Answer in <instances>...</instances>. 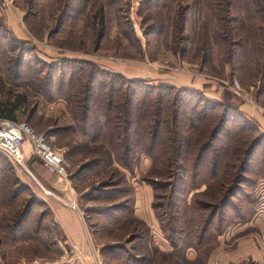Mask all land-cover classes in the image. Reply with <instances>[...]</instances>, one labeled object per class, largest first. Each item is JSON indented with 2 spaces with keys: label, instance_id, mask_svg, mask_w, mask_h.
I'll use <instances>...</instances> for the list:
<instances>
[{
  "label": "rangeland",
  "instance_id": "rangeland-1",
  "mask_svg": "<svg viewBox=\"0 0 264 264\" xmlns=\"http://www.w3.org/2000/svg\"><path fill=\"white\" fill-rule=\"evenodd\" d=\"M148 1L0 0V116L19 124H29L36 132L44 134L51 145L64 149V155L68 157L65 158L68 178H71L70 173L87 164L88 157L98 151L101 142L94 145L79 126L76 128L74 100L80 97L75 87L71 92L73 98L67 94L66 99L50 101L44 96L37 85L44 76L41 61L57 65L65 59V65L68 62L70 67L64 69L69 73L74 71L79 78L88 69L70 60H90L106 72L127 79L150 75L145 77L148 81L141 83L148 90L159 85H171L177 90L194 88V81L199 77L207 98H218L220 102L238 108L247 123L257 130L238 136L235 133L237 128L234 129L233 143H229L231 155L224 174L226 179L241 174L242 166L241 170L238 167L243 155L239 159L235 157L236 147H243L245 143L248 147L253 138L264 134L254 126L244 107L251 105L264 115V0H177L171 7L158 3L153 8ZM186 6L183 29L177 32L172 24L178 19L179 9ZM218 14L228 18L227 21L218 19ZM154 22L162 24L160 31L150 29ZM19 26H23L28 34L26 41L21 39L24 41L22 47L17 34ZM30 27L39 36L33 35V38ZM52 30L54 34L49 38ZM19 51H25L26 58L24 69L22 64L21 73L17 75L15 64ZM136 72H139L138 76ZM132 73L136 77L130 78ZM119 80L117 77L116 86ZM110 81V76H99L95 92L102 95ZM236 82L240 95L234 91ZM152 91L149 98L156 99L159 91ZM142 97L141 93L137 98L142 100ZM189 97L195 101L194 94L188 93ZM192 107L194 103L188 106L182 118L189 159L200 144L198 139L194 141L200 129L188 128ZM96 116L100 122L105 121L99 112ZM213 117L210 113L205 126L211 124ZM138 155L139 159L147 156L140 151ZM35 162L42 163L33 155L25 167L32 170ZM162 162L158 169H154L151 158L148 167L144 165L139 170L136 167L138 172H131L120 164L106 161L85 171L84 177L71 179L80 206L91 211L86 216L94 231L100 233L101 241L121 234L122 227L132 225L134 221L133 218L130 222L127 220L130 216L125 211L123 224L115 226L112 221L115 213L97 212L130 197L128 193L119 200L110 199L116 189L126 193L131 188L134 192L138 183L151 185L144 176L152 177L151 181L158 187V201L164 203L160 209L161 225L166 228L172 221L178 223L175 209L169 205V197L176 180L183 179L182 170L178 168L179 164L172 167ZM21 169L0 152V264H60L64 259L61 247L65 243L64 236L52 217L42 191L44 187ZM242 177L254 178L255 184L252 188L240 185V195L233 199L235 205L225 209L227 213L222 216L220 228L219 216L206 231L203 226L211 212L206 205L219 202L223 194L221 186L216 184L209 188L204 183L194 188L190 181L181 212L191 224L176 226L183 232L175 235L178 246L171 245L166 238L170 232L163 233L152 217L154 223L149 221L150 225L141 221L136 223L138 230L144 232V240L134 241L129 234L123 240L111 243L123 248L117 246L113 250L115 254H104L105 257L113 254L117 258V261L110 260L105 264H123L119 251H131L135 244L141 246L140 251H148L144 264H264V175L255 171V174L243 173ZM93 190L105 193L100 198L99 192ZM84 191L94 193L85 197ZM30 202L34 205L29 215L21 227H16L18 218Z\"/></svg>",
  "mask_w": 264,
  "mask_h": 264
},
{
  "label": "trees",
  "instance_id": "trees-1",
  "mask_svg": "<svg viewBox=\"0 0 264 264\" xmlns=\"http://www.w3.org/2000/svg\"><path fill=\"white\" fill-rule=\"evenodd\" d=\"M115 1L116 0H113V2ZM175 1L177 0H149L148 2L150 3V7L153 8L158 6V3L163 6L171 7ZM184 9L187 11V6L179 9L178 19L177 21L174 20V25L172 24V27L174 26L173 30L177 29V32L183 29L182 22H184L185 18V13H183ZM219 13H226V11ZM217 18L221 19L223 22H226L228 19L225 16H219V14ZM150 25V29H157L160 31L162 28V24L159 22H154ZM57 28L58 25L56 30ZM30 32L34 36H39L31 27ZM151 33L152 32H150V34ZM53 34L54 31L52 30L48 37H52ZM20 41L21 47L24 46V41L21 39ZM25 54V51H19V54L16 56L17 60L15 67L18 69L16 71L17 75L21 73L20 69H22V64L24 69ZM64 61L65 59H61V63L59 62L60 64L57 65L41 61L44 65V70L41 71V74H44V76L43 79L37 81V85L44 96L46 95L47 99L50 101L56 98H65L67 94L73 98L74 94L71 92L74 91L73 88L75 87L74 89L77 90V95L80 97L74 100L73 112L76 117V128L79 126V130L90 138L94 145L97 142H101L98 151L91 157H88L87 164L77 168L73 173H70L71 178L69 179L84 177L83 174L86 173L85 171L93 170L106 161L111 162L113 165L116 163L120 164L126 170L134 172L140 161L138 157L139 151L152 158L153 165L155 166L154 169H158L162 161V164L166 166L172 165V167H175V165L178 166L179 164L178 168L182 170V174L180 175H183V179L178 178L176 180L175 188L169 197V205L171 208L175 209L178 223L172 221L173 223L170 222L166 228L161 225L162 222L160 221L162 217L160 209L164 206V203L158 201L160 199L157 195L158 187L154 181H151L152 177L144 176V179L151 184L155 190V199L153 202L154 211L162 232H170V235L166 238L170 241L172 246H178L175 235H177V233L180 235L183 233L182 231H178L176 226H178V224H180V226L183 224H191L190 221L186 220L183 212H181L183 203L185 202V189L188 187L187 185H189L190 181L193 183L194 188L204 183H206L209 188L216 184L220 185L222 188L223 194H221L222 196L219 202L216 203L217 201H212L206 205V207L211 208L209 218L203 226L204 231H206L218 216L220 217L219 228L222 226V216L224 217V214L227 213L225 209L235 205L233 199L240 195L239 189L241 184L248 186V188L254 186V178H243V173L255 174L256 171V173L264 175V134L260 133L257 137L252 139L248 147L245 146L246 143L243 147H236L235 157L239 159V157L243 155V158H240V165L238 167L239 170H241L242 166L243 171L241 174L232 175V177H227V179L225 178L224 167L229 155H231L229 143L231 144L233 141L234 129L237 128L235 133L238 136L244 132H257V130L250 126L241 116L238 108L220 101L211 100L199 89L186 87L184 90H177L171 85H159L153 88L151 87L152 89L148 90L141 84L142 82L148 81L145 77L127 79L118 74L106 72L93 61L70 60L74 61V63L83 64V66H86L85 69H88L86 73H82L81 75L83 76L79 78L76 77L77 73L74 71L69 73L64 69V67L67 69L70 67L69 63L67 62L65 65ZM98 67L100 69H98ZM81 70L83 71L84 68ZM102 75L103 77L110 76L111 81L108 83L109 86L107 90L101 95L99 92H95V85L99 76L102 77ZM117 77L120 78V80L116 86ZM102 85H104V83ZM142 88H145L143 92L141 91ZM155 89L159 91L158 96L156 99H150L149 97L153 92L152 90ZM65 90H67V93H65ZM141 93L143 97L142 100H139L137 97ZM172 93H174V95H171ZM188 93L194 94V102L192 98L191 100L190 97L188 98ZM71 98L70 100L72 101ZM191 103H194V107L189 110L191 114H189L190 125H188V128L200 129L197 138L194 140L196 141L198 139L197 142L200 144H198V148L194 151V156L189 159L187 154V141L183 134V125L185 122L182 118L186 113L185 111H188V106ZM97 112L102 114L105 118L104 122H100L99 119L95 118L97 117ZM210 113H213L214 117L208 127L205 126V120ZM247 166H249L247 168L248 171L246 169ZM160 176L161 175H159V177ZM242 179L244 180L242 181ZM93 191L83 196H91ZM94 192H99L98 195L100 196L98 197L100 198H102V195L105 193L104 191ZM115 193L116 194L111 196L110 199L119 200V198L127 196L128 193H130V197L126 198V200H120V202H117L118 204L106 208L103 211H98L97 213L107 215H113L115 213L114 216H112V221L116 224L121 222L123 224L122 220L126 217L124 216L126 212L128 213L127 215L130 216L127 218L129 222L132 218L133 221H137L134 217H131L134 201L131 196L132 193H134L133 189L131 188V190L126 193L124 190L121 191L116 189ZM32 203L33 202H30L27 208L22 211L16 222V227H21V223L29 215L34 205ZM253 203L254 201L250 203L249 210L252 209ZM89 212L91 211L86 210V213L90 214ZM137 227L136 225L135 230L131 232L134 238L133 240L143 241L145 237L144 232L139 231ZM181 230H183L182 227ZM218 231L221 232L220 229H218ZM187 237H189V234H187ZM135 245L132 246L131 251L128 249H121L119 251V253L122 254H119L120 257L122 260L124 259L123 264H144L146 261L143 260L145 258L147 259V255H149L148 251H141L143 255L137 256L136 251H140L141 246L138 244ZM117 246L119 245H110L103 248V254L107 255V253H113V250L116 249ZM118 248L123 247L119 246ZM113 254H109V256ZM113 258L117 261L116 255H113Z\"/></svg>",
  "mask_w": 264,
  "mask_h": 264
},
{
  "label": "crops",
  "instance_id": "crops-1",
  "mask_svg": "<svg viewBox=\"0 0 264 264\" xmlns=\"http://www.w3.org/2000/svg\"><path fill=\"white\" fill-rule=\"evenodd\" d=\"M17 31V34L19 33L18 35L20 39L26 41V36H28V34L25 31V28L23 26H19ZM30 35L35 38L31 32ZM138 73L139 72L135 73L136 76H138ZM133 76L135 75L132 73L129 77L133 78ZM145 77H150V75ZM194 85H196L194 86V89L202 90L203 84L202 80L199 77L195 79ZM210 99L220 101L218 98ZM244 107L246 109L245 111L249 112V115L247 116L252 121L254 126L258 130H260V132H264V115H262L263 112L254 110L252 106L248 104L244 105ZM242 114L244 113L242 112ZM63 151L65 150L63 149ZM22 154L25 159V164L33 156L32 145L28 141L25 142L22 146ZM65 158H68L67 155ZM25 164L24 166H22L21 170H24L26 173L31 175L33 180L38 181V183L42 184V186L44 187L42 191L45 194L48 204L50 205L52 217L58 224L60 231L64 236L65 243H63L64 245L61 246L63 249L62 257L64 259H62V262H60V264H97L98 258H100L103 264H105L110 260H114V258L109 259V256L105 257L103 254V248L111 245V243L123 240L126 236H129V234H131V232L135 230L136 222L141 221L148 225L149 221H151L152 224L154 223L152 221L153 217L155 218L154 220L159 224L153 207V202L155 199L154 188L148 184L138 183L134 188L133 212L131 214V216L134 217L137 221H134L132 225L122 227L121 234L117 233L114 238L112 237V239L108 238L104 241H101L100 233L94 231V228H92V224L89 221V217L86 216L85 209H82L78 202L77 193L71 184V179H66L58 175L51 174L45 169L43 164L39 162H35L33 164L32 170L27 169L25 167ZM150 164L151 158L149 156H146V158L140 159L137 169H142L144 165H147L146 167H148V165ZM137 169L135 172H138ZM88 190L89 189H87L86 191L88 192ZM86 191H84L82 194H86ZM75 201L78 203L79 208H73L72 203ZM121 224L122 222L117 223L115 226H119ZM74 247H76L78 251H81V259L78 257V251H75L73 249ZM136 254L137 256H141L143 255V252L136 251Z\"/></svg>",
  "mask_w": 264,
  "mask_h": 264
},
{
  "label": "built area",
  "instance_id": "built-area-1",
  "mask_svg": "<svg viewBox=\"0 0 264 264\" xmlns=\"http://www.w3.org/2000/svg\"><path fill=\"white\" fill-rule=\"evenodd\" d=\"M224 83L228 84L227 81H224ZM237 85L238 83L236 82L234 91L240 95ZM27 141L32 145L33 155L41 160L48 172L68 179L67 164L61 148L51 145L44 134L36 132L29 124H19L0 116V152L20 167L25 164L22 146ZM72 206L73 208H79L76 201L72 203ZM73 249L78 251L76 247ZM77 254L81 259V251H78ZM97 264H103L100 258H98Z\"/></svg>",
  "mask_w": 264,
  "mask_h": 264
}]
</instances>
